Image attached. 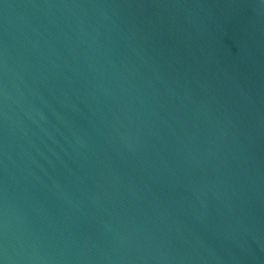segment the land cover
<instances>
[{"label": "water", "instance_id": "water-1", "mask_svg": "<svg viewBox=\"0 0 264 264\" xmlns=\"http://www.w3.org/2000/svg\"><path fill=\"white\" fill-rule=\"evenodd\" d=\"M0 264H264V0H0Z\"/></svg>", "mask_w": 264, "mask_h": 264}]
</instances>
